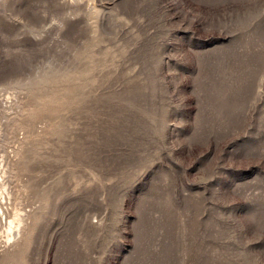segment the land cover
Here are the masks:
<instances>
[{"label": "rangeland", "instance_id": "obj_1", "mask_svg": "<svg viewBox=\"0 0 264 264\" xmlns=\"http://www.w3.org/2000/svg\"><path fill=\"white\" fill-rule=\"evenodd\" d=\"M1 173L0 264H264V0H0Z\"/></svg>", "mask_w": 264, "mask_h": 264}, {"label": "bare ground", "instance_id": "obj_2", "mask_svg": "<svg viewBox=\"0 0 264 264\" xmlns=\"http://www.w3.org/2000/svg\"><path fill=\"white\" fill-rule=\"evenodd\" d=\"M1 174H2L1 175L2 177L0 179V186H2V188H1V191H0V199H2V200L4 199L5 200V198H6V195H5L6 188L3 187L4 186L3 185V183H4V175H3V173H1ZM13 222H14L13 219L7 220V217L4 215L3 205L1 204L0 205V231L1 230L2 231L6 230V233H7L6 235H7L8 238H11L14 235V233L19 230V226L17 228H14Z\"/></svg>", "mask_w": 264, "mask_h": 264}]
</instances>
